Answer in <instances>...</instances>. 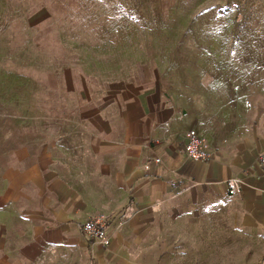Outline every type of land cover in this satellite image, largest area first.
Wrapping results in <instances>:
<instances>
[{"label": "rangeland", "instance_id": "obj_1", "mask_svg": "<svg viewBox=\"0 0 264 264\" xmlns=\"http://www.w3.org/2000/svg\"><path fill=\"white\" fill-rule=\"evenodd\" d=\"M156 91L264 138V0H0L1 148L61 155ZM234 214L185 195L111 224L140 264H264Z\"/></svg>", "mask_w": 264, "mask_h": 264}, {"label": "crops", "instance_id": "obj_2", "mask_svg": "<svg viewBox=\"0 0 264 264\" xmlns=\"http://www.w3.org/2000/svg\"><path fill=\"white\" fill-rule=\"evenodd\" d=\"M178 100L157 91L131 96L118 122L61 155L49 146L0 147V264H140L128 232L111 221L123 217L131 230L144 213L185 195L229 204L237 226L264 238V138L232 132L205 106ZM190 131L205 140L207 162L187 158ZM98 216L109 220L108 248L83 231Z\"/></svg>", "mask_w": 264, "mask_h": 264}, {"label": "built area", "instance_id": "obj_3", "mask_svg": "<svg viewBox=\"0 0 264 264\" xmlns=\"http://www.w3.org/2000/svg\"><path fill=\"white\" fill-rule=\"evenodd\" d=\"M185 154L188 159L196 162H207L211 157L205 140L196 131H190L186 136ZM154 161L156 163L161 162L159 158ZM259 162L264 172V153L259 157ZM146 169H150L149 164L146 166ZM233 183L237 188V192H239V180H234ZM83 231L94 245L108 248L112 244L109 220L104 216H98L88 220L83 226Z\"/></svg>", "mask_w": 264, "mask_h": 264}, {"label": "trees", "instance_id": "obj_4", "mask_svg": "<svg viewBox=\"0 0 264 264\" xmlns=\"http://www.w3.org/2000/svg\"><path fill=\"white\" fill-rule=\"evenodd\" d=\"M264 259V258H263Z\"/></svg>", "mask_w": 264, "mask_h": 264}]
</instances>
